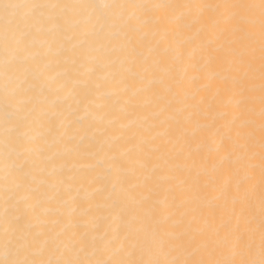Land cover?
Segmentation results:
<instances>
[{"label": "snow or ice", "instance_id": "6c2138e0", "mask_svg": "<svg viewBox=\"0 0 264 264\" xmlns=\"http://www.w3.org/2000/svg\"><path fill=\"white\" fill-rule=\"evenodd\" d=\"M0 264H264V0H0Z\"/></svg>", "mask_w": 264, "mask_h": 264}]
</instances>
